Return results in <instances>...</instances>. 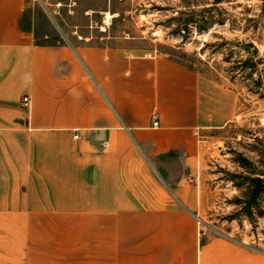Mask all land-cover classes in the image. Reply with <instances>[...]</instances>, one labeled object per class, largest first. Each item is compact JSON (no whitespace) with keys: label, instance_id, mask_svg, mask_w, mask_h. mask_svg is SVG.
<instances>
[{"label":"crops","instance_id":"crops-1","mask_svg":"<svg viewBox=\"0 0 264 264\" xmlns=\"http://www.w3.org/2000/svg\"><path fill=\"white\" fill-rule=\"evenodd\" d=\"M26 8L0 0V264H264L198 222L231 93L169 56L37 44Z\"/></svg>","mask_w":264,"mask_h":264},{"label":"rangeland","instance_id":"rangeland-1","mask_svg":"<svg viewBox=\"0 0 264 264\" xmlns=\"http://www.w3.org/2000/svg\"><path fill=\"white\" fill-rule=\"evenodd\" d=\"M193 3L198 11L213 0ZM238 4L251 8L250 17L258 24L246 35L232 33L228 25L203 33L195 27L180 30L179 12L185 10V0H27L22 28L42 45L118 47L135 54L169 56L229 91L236 114L201 138L204 154L191 177L202 191L199 227L205 239L231 237L264 253V191L247 210L249 183L243 177L250 175L241 165V159H247L264 172V86L259 89L242 78L232 79L223 51H202L206 44L218 41V35L254 41L264 57V0H232L220 6L237 14L242 11L233 9ZM252 35L255 38L250 39Z\"/></svg>","mask_w":264,"mask_h":264},{"label":"trees","instance_id":"trees-1","mask_svg":"<svg viewBox=\"0 0 264 264\" xmlns=\"http://www.w3.org/2000/svg\"><path fill=\"white\" fill-rule=\"evenodd\" d=\"M231 1L213 0V3L205 4L202 9L196 11L193 9L195 7L193 0H185L187 4L185 10L179 12L181 15L178 18L179 29L189 32L192 27H195L199 33H203L210 31L211 28L216 26L224 28L228 25L232 33L241 32L246 35L250 33V30L258 28L257 21L250 17L251 8L238 4L233 9L241 8L242 11L237 12V14H231L227 9L220 6ZM252 23L256 24L253 26ZM253 35L250 39L255 38ZM215 37L218 41L206 44L202 51H223L224 53L222 54L225 55L224 61L230 64L227 74L232 79L242 78L255 87L263 89L264 70H261L260 67H264V57L260 55L254 41L227 40L218 35ZM188 68L193 70L190 67ZM241 165L248 170L247 172L250 175L243 177L249 183V189L247 190L249 206L246 209L250 210L259 193L264 191V172L253 168L252 163L247 159H241ZM248 213L250 214V211Z\"/></svg>","mask_w":264,"mask_h":264},{"label":"built area","instance_id":"built-area-1","mask_svg":"<svg viewBox=\"0 0 264 264\" xmlns=\"http://www.w3.org/2000/svg\"><path fill=\"white\" fill-rule=\"evenodd\" d=\"M23 105H24L25 107H29V105H30V98H29V97H25V98L23 99ZM158 124H159V118H158L157 115H154V116H153V126L156 127V126H158ZM75 138L77 139L78 136H75ZM198 222H199V221H198ZM199 224H200V222H199Z\"/></svg>","mask_w":264,"mask_h":264}]
</instances>
